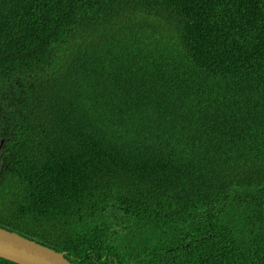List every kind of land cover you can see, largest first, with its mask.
Returning a JSON list of instances; mask_svg holds the SVG:
<instances>
[{
	"label": "trees",
	"instance_id": "obj_1",
	"mask_svg": "<svg viewBox=\"0 0 264 264\" xmlns=\"http://www.w3.org/2000/svg\"><path fill=\"white\" fill-rule=\"evenodd\" d=\"M253 63L264 0H0V226L75 264H264ZM154 198L215 209L188 232Z\"/></svg>",
	"mask_w": 264,
	"mask_h": 264
},
{
	"label": "clouds",
	"instance_id": "obj_2",
	"mask_svg": "<svg viewBox=\"0 0 264 264\" xmlns=\"http://www.w3.org/2000/svg\"><path fill=\"white\" fill-rule=\"evenodd\" d=\"M225 1L229 2V0H225ZM253 11L255 13L257 20L259 22H261L256 6H253ZM247 13L249 15L248 11H247ZM236 17H238V15ZM226 54H228V52H226ZM226 54L224 55V57L217 56L218 65L220 67L224 64V59H225ZM213 63L214 62L211 61V64H213ZM248 69L250 70V72H248V75H247L248 77L246 78L247 86L249 88L253 89L255 92H263L261 90V87L262 86L264 87V79H263L264 78V63L249 64ZM252 81H254L253 86H251L249 84ZM3 165H4L3 159H0V170L2 169ZM197 171L202 176V178L205 180V182L210 184V179H211V177L214 176L213 173L209 169H207L206 167H202V166L197 167ZM34 177L44 179V180H46V182H50L52 180V176L46 175V173H38ZM174 181H180V178H176V179H174ZM210 185L213 186L212 184H210ZM44 188L47 189L46 187H44ZM42 192H43L42 187H40L39 183L36 182V183H34V188L30 192V195L34 196L36 194H41ZM215 192H216V194H220L219 191L215 190ZM146 203L149 206H151L149 209H151L155 215L162 217L164 219H167L169 221L171 219L176 224L177 227H179L183 230L188 228V230H187L188 232L190 229H193L194 231H196V228H195V225L192 221L191 215H195L196 221L199 222L207 214H209L210 212H212L215 209V203H213L212 209L207 214L202 215V214L197 213V212L191 213L188 206L183 205L181 203H179L176 207H174L170 203H168L164 200L157 199V198H154L152 203L148 202V201H146ZM35 242L41 243L45 246H48V247L56 250L52 246L46 245L43 242H39L37 240H35ZM58 252H64V251H58ZM64 255H65V253H64ZM183 264H185L184 260H183Z\"/></svg>",
	"mask_w": 264,
	"mask_h": 264
},
{
	"label": "water",
	"instance_id": "obj_3",
	"mask_svg": "<svg viewBox=\"0 0 264 264\" xmlns=\"http://www.w3.org/2000/svg\"><path fill=\"white\" fill-rule=\"evenodd\" d=\"M64 253L0 226V256L4 258L20 264H75Z\"/></svg>",
	"mask_w": 264,
	"mask_h": 264
},
{
	"label": "bare ground",
	"instance_id": "obj_4",
	"mask_svg": "<svg viewBox=\"0 0 264 264\" xmlns=\"http://www.w3.org/2000/svg\"><path fill=\"white\" fill-rule=\"evenodd\" d=\"M0 257H2V256H0ZM4 258V257H3ZM6 259H8V258H6ZM9 260H11V259H9ZM13 261V260H12ZM14 262H16V261H14ZM16 263H18V262H16ZM73 263V262H72ZM20 264V263H19Z\"/></svg>",
	"mask_w": 264,
	"mask_h": 264
}]
</instances>
